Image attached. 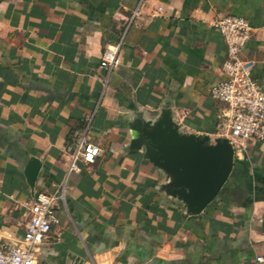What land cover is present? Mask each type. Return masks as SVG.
Segmentation results:
<instances>
[{
  "label": "crops",
  "instance_id": "1",
  "mask_svg": "<svg viewBox=\"0 0 264 264\" xmlns=\"http://www.w3.org/2000/svg\"><path fill=\"white\" fill-rule=\"evenodd\" d=\"M161 8V10H160ZM137 13V16H135ZM157 13V16H154ZM223 15L254 29L242 57L264 89V0H0V246L19 244L37 195L64 187L42 264H253L264 258V142L236 153L198 215L132 150L137 120L171 108L185 134L217 135ZM121 45L108 78L101 57ZM92 121L101 155L67 172L70 133ZM41 163L34 187L26 169Z\"/></svg>",
  "mask_w": 264,
  "mask_h": 264
},
{
  "label": "built area",
  "instance_id": "2",
  "mask_svg": "<svg viewBox=\"0 0 264 264\" xmlns=\"http://www.w3.org/2000/svg\"><path fill=\"white\" fill-rule=\"evenodd\" d=\"M214 24L226 43V58L221 68L225 79L211 90L220 107L216 136L228 138L236 154L251 141L264 142V89L254 77V63L242 57L254 29L245 18L233 15H223ZM121 64V45L108 46L101 57V69L107 78ZM94 116H88L82 127L70 133L65 148L68 175L81 173L84 166L94 164L101 155L100 147L90 140ZM64 199V187L52 194L37 195L30 205V220L23 240L12 247L0 246V264H42L36 249L59 224L57 204ZM253 264H264V258L258 257Z\"/></svg>",
  "mask_w": 264,
  "mask_h": 264
},
{
  "label": "water",
  "instance_id": "3",
  "mask_svg": "<svg viewBox=\"0 0 264 264\" xmlns=\"http://www.w3.org/2000/svg\"><path fill=\"white\" fill-rule=\"evenodd\" d=\"M132 150H144L147 159L172 179L169 194L183 201L192 215L201 214L220 194L235 165V150L228 138L185 134L173 110L165 109L156 121L137 120ZM41 163L33 158L27 169L34 187Z\"/></svg>",
  "mask_w": 264,
  "mask_h": 264
}]
</instances>
